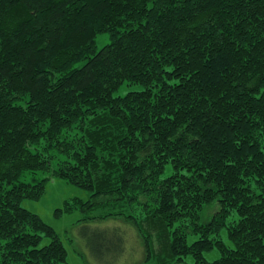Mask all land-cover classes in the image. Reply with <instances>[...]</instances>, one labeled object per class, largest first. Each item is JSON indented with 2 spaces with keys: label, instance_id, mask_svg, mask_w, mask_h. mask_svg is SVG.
I'll return each instance as SVG.
<instances>
[{
  "label": "trees",
  "instance_id": "obj_1",
  "mask_svg": "<svg viewBox=\"0 0 264 264\" xmlns=\"http://www.w3.org/2000/svg\"><path fill=\"white\" fill-rule=\"evenodd\" d=\"M55 178L91 194L79 222H133L145 264H264V0H0V264H68L22 205ZM114 202L130 212L95 215ZM86 237L100 262L126 249Z\"/></svg>",
  "mask_w": 264,
  "mask_h": 264
},
{
  "label": "rangeland",
  "instance_id": "obj_2",
  "mask_svg": "<svg viewBox=\"0 0 264 264\" xmlns=\"http://www.w3.org/2000/svg\"><path fill=\"white\" fill-rule=\"evenodd\" d=\"M110 42L108 34L99 35L97 38V48L101 50ZM143 87L139 84H124L116 95H126L130 91H139ZM91 197L89 192H86L78 187H75L63 179H52L46 189V194L39 201L25 200L23 207L31 212L39 215L48 225L53 227L62 237V240L68 250V264H145L146 250L145 242L141 236L138 228L133 222H128L125 218H110L102 222L94 223H81L82 211L80 204L77 202H87ZM67 204L76 205L75 209L66 211ZM129 207H122L116 202L112 204H103L98 207L95 215H106L108 213H129ZM61 210V214L57 215L56 211ZM219 210L217 203L204 208L201 212V223H207L211 217ZM132 214L142 218V227L148 233L153 234L152 246L154 253L160 252L161 240H165L169 233L162 226L157 224L145 222L144 211L141 209L132 210ZM124 217V216H123ZM140 221V220H139ZM144 222V224H143ZM120 228L124 231L126 236V249L117 257V259L106 260L100 262L97 255L93 252L88 244L86 237L87 230L95 228ZM87 229V230H86ZM159 230L160 232H157ZM189 243L196 241L199 236L189 232ZM156 235V237H155ZM223 238L227 243L226 230L222 233ZM49 239L44 240V245L49 244ZM160 241V242H159ZM219 251L215 250L206 255L208 261H214L220 258ZM192 262L191 258L187 259Z\"/></svg>",
  "mask_w": 264,
  "mask_h": 264
}]
</instances>
